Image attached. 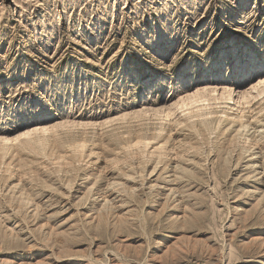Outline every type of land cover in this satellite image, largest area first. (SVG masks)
Masks as SVG:
<instances>
[{"label":"rangeland","instance_id":"1","mask_svg":"<svg viewBox=\"0 0 264 264\" xmlns=\"http://www.w3.org/2000/svg\"><path fill=\"white\" fill-rule=\"evenodd\" d=\"M252 14L264 21V9ZM224 15L217 0H0V138L29 133L8 148L19 154L14 173H0V264H264V197L248 196L258 190L246 181L250 169L231 163L241 148L225 132L224 115L228 93L237 100L239 91L257 95L264 86L256 92L259 78L215 71L244 46L223 28ZM53 82L56 103L34 106L35 94ZM197 89L210 101L197 104L196 119L205 121L190 125L178 105ZM262 96L254 109L263 108ZM170 110L177 113L165 119ZM54 122L60 129H51ZM141 140L166 146L153 178L152 158L138 162L143 157L131 152L138 159L124 162ZM178 167L191 171L182 177ZM132 173L137 181L150 177L149 188L170 186L178 174L177 210V203L163 209L166 192L153 197L143 189L114 199L98 219L107 181L130 188ZM15 185L33 211L10 191ZM90 187L98 194L86 200ZM186 206L192 214L181 221Z\"/></svg>","mask_w":264,"mask_h":264},{"label":"bare ground","instance_id":"2","mask_svg":"<svg viewBox=\"0 0 264 264\" xmlns=\"http://www.w3.org/2000/svg\"><path fill=\"white\" fill-rule=\"evenodd\" d=\"M146 39V36H143V38H142V40H145ZM258 84V85H257ZM256 84V87H254V90L256 91V90H258L259 88V86H264V83H257ZM263 88V87H262ZM253 89V88H252ZM252 89H250L251 91H244V92H238V97H237V100H235L234 99V97H233V94H230V93H228V95H227V97H224V99H225V101H228V102H230V106H228V110L229 111H231L230 113L228 112H224V115H225V117L227 118V120H228V122H227V125H225V126H227V128H226V130H225V132L226 133H231L232 135H233V137H232V141H233V144H234V148H235V145H238L241 149H236V151L238 150V151H240L239 152V155L237 156V162H235V165H234V163L233 162H231V161H233V160H231L230 162L233 164V167H235L234 169H239V167H242L241 165L242 164H244V166H246V167H248L250 170V173H251V177H252V175H253V177L250 179V177L249 176H247V178H246V181H248V180H250V181H248V182H250V183H248V184H251L252 186H255L258 190H256V191H252L251 192V195H248V196H250L251 198L253 197V198H255V196L258 198V197H264V106H263V108H258V109H254L253 108V103H255V101H257L259 98H261V97H263L262 95L264 94V91L263 92H261V93H259V91L261 90V89H259V91L257 92V95H255V93L253 94V92H252ZM198 90V89H197ZM201 90H198L197 91V93H195V95L193 96V94H192V96L190 97V95H188V101L186 102H184L182 99H181V101H183L181 104V106L180 105H178L179 107H180V109H179V111L181 112V113H184V115L183 116H186V118H185V120H190V125H191V123L192 122H194L193 120L194 119H196V117H199L200 116V113L202 112V107H200V106H198L197 104H200V103H205L206 101H208V103H209V99L206 97V96H202V94H199V92H200ZM187 97V96H186ZM186 99V98H185ZM187 100V99H186ZM257 102H259V101H257ZM262 102V101H261ZM260 103V102H259ZM263 104H264V102H262ZM261 104V103H260ZM259 104V105H260ZM262 104V105H263ZM201 105V104H200ZM258 105V104H257ZM208 106H209V104H208ZM248 107V109L249 110H247V107ZM203 108H205V106H203ZM257 108V107H256ZM247 111V112H246ZM185 112H187V114L185 113ZM177 113V112H176ZM175 112L173 113V111L172 110H170V111H168L167 113H165L166 114V117L167 118H165V119H168V120H170V118H168V117H171V119H172V117L174 118V116L173 115H175L176 114ZM179 113V112H178ZM164 114V115H165ZM186 114V115H185ZM157 115H159V114H157ZM202 115V114H201ZM188 116V117H187ZM202 118H199L200 120L201 119H203V117L204 116H201ZM184 118V117H183ZM193 119V120H192ZM198 119V118H197ZM196 119V120H197ZM198 119V120H199ZM181 120V119H180ZM184 120V119H183ZM191 120H192V122H191ZM204 121H205V119H203ZM222 120V119H221ZM187 121V122H188ZM175 123L177 122V120L176 121H174ZM200 122H202V120L200 121ZM209 122V121H208ZM207 121H206V123H208ZM181 123V122H180ZM179 123V124H180ZM185 124V122H182L181 124L182 125H184ZM189 123V122H188ZM203 123V122H202ZM59 124V123H58ZM56 122H54L53 123V125H52V130L54 129V130H56V129H60V127H61V125L59 126ZM177 124H178V122H177ZM178 124V126L175 124V126H177L178 128H182V127H180V125ZM193 124V123H192ZM172 125V124H171ZM186 125V124H185ZM185 125H184V127H185ZM204 126L206 125V124H203ZM63 126V125H62ZM187 127V126H186ZM185 127V128H186ZM185 128H182V129H184L185 130ZM183 130V131H184ZM187 130H188V128H187ZM186 130V131H187ZM182 131V130H181ZM27 134H29L28 133V131H21L18 135H16V136H14V137H1L0 138V173L1 172H3V174L5 173V175H6V173L7 174H13L14 172V169H15V166H16V162L19 160L20 161V159H19V154H18V152L16 151V150H11V149H8V148H10V147H12L14 144H17V145H20V141H21V138H22V136H24V135H27ZM155 140H157V139H155ZM143 140H141V141H139L138 143H136L135 144V146H133V147H135V148H133L132 147V149L134 150L135 149V151H130V150H128V151H125V153H124V162H131V160L130 161H127L126 159H128L129 157H131V155H132V153L131 152H134V154L135 155H139V158H141V157H143V160H138V162H141V161H145V159H144V157H146V161L150 164V162H149V160H151V159H149V160H147L148 158L147 157H150V158H152V160H151V163H153L152 161H154V163L156 164L155 166H154V168H153V170H152V173H151V176H150V174H149V176L151 177V178H153V177H155V176H157V175H154V173L156 172V170H160V166L162 165V164H164L163 162H164V158L166 159V156H167V153H166V146L164 145L163 146V143L161 144V145H157V143H158V141H157V143H152V142H142ZM148 141V140H147ZM231 142V141H230ZM19 143V144H18ZM164 144H166V142L164 143ZM230 144H232V143H230ZM232 144V145H233ZM237 146V147H238ZM230 147H231V145H230ZM230 147H228V148H230ZM238 147V148H239ZM73 148V147H72ZM131 149V148H130ZM131 149V150H132ZM234 151H235V149H234ZM233 152V151H232ZM78 152L76 151V153L74 154V156H76L77 158L79 157V156H81L82 157V160H84V158H85V155H84V153L82 152V154H77ZM236 153V152H235ZM77 154V155H76ZM133 154V155H134ZM228 154V153H227ZM232 154V153H231ZM73 155V154H72ZM132 155V156H133ZM134 155V156H135ZM229 155H230V152H229ZM228 155V156H229ZM235 155V154H234ZM233 155V156H234ZM122 156V155H121ZM134 156H133V158H131V159H133V161H134V159H138V158H134ZM231 156V155H230ZM230 156L229 157H227L228 159L230 158ZM232 156V157H233ZM7 157H9L7 160H6V158ZM18 157V158H17ZM76 157H73V158H75V160L77 159ZM84 157V158H83ZM136 157V156H135ZM231 157V158H232ZM121 158H123V156L121 157ZM178 158V157H177ZM227 158H225V159H227ZM235 158V157H234ZM66 159V158H65ZM67 159H69L68 157H67ZM67 159L65 160V161H67ZM116 159V161H118L117 160V158H115ZM119 159V158H118ZM180 159V158H179ZM179 159H176V158H174V160H176L175 162L176 163H180L179 162ZM228 159H227V161H228ZM233 159V158H232ZM236 159V158H235ZM74 160V159H73ZM72 160V161H73ZM80 160V159H79ZM86 160V159H85ZM129 160V159H128ZM173 160V159H172ZM18 161V162H19ZM70 160H68L67 162H65V163H68ZM71 161V162H72ZM113 161V160H112ZM132 161V162H133ZM185 161H188L189 162V164H191V161H189V160H185ZM225 161V163L226 164H228L227 163V161L226 160H224ZM70 162V163H71ZM76 162H77V160H76ZM174 162V163H175ZM70 163H69V165H70ZM115 163V162H114ZM119 163H121V162H119ZM118 163V164H119ZM231 163H230V165L228 164V166L230 167L231 166ZM72 164V163H71ZM122 164V163H121ZM126 163H124V164H122V165H125ZM131 164H133V163H131ZM75 165V164H74ZM74 165H71L72 167L74 166ZM127 165H129L128 163H127ZM138 165H139V163H138ZM140 165H141V163H140ZM165 165V164H164ZM78 166V165H77ZM75 167V168H78V167ZM113 166H117V164L115 163V165H113ZM132 166V165H131ZM144 166H145V164H144ZM179 166L181 167V165L179 164ZM191 166V165H190ZM119 167V166H118ZM126 167H128V166H126ZM137 167V166H136ZM135 167V168H136ZM141 168H142V166H140ZM162 167V166H161ZM192 167V166H191ZM193 167H194V164H193ZM192 167V168H193ZM71 168V167H70ZM74 167L73 168H71V170H75L76 171V169H75ZM120 168H122V167H120ZM119 168V169H120ZM132 168V167H131ZM130 168V169H131ZM168 168V167H167ZM191 168V169H192ZM79 169V168H78ZM77 169V170H78ZM112 169H113V167H112ZM112 169H109V170H111L112 171ZM115 169V168H114ZM118 169V170H119ZM128 169V168H127ZM126 169V170H127ZM177 169V168H176ZM175 169V170H176ZM187 169V168H186ZM186 169H179V167H178V169H177V172L176 173H178L179 175H182V177L183 176H187V174L189 173V171H191L190 169L189 170H186ZM231 169V168H230ZM118 170H114L113 172L115 173V172H117ZM125 170V171H126ZM133 170V169H132ZM137 170V169H136ZM144 170V169H143ZM141 171L142 173H145V170L144 171ZM161 170H163V169H161ZM165 170V169H164ZM169 170V169H168ZM178 170H179V172H178ZM194 170V169H193ZM241 170H244V169H241ZM121 171H123L122 169H121ZM124 171V172H125ZM128 171H129V169H128ZM134 171V170H133ZM147 171V170H146ZM197 170H195V172H196ZM234 171V170H233ZM232 171V172H233ZM69 172H71V171H69ZM119 172V171H118ZM117 172V175L119 174ZM123 172V173H124ZM127 172V171H126ZM135 172V171H134ZM148 172V171H147ZM139 173V172H138ZM174 173V172H173ZM175 173V174H176ZM193 173H194V171H193ZM2 174V175H3ZM122 174V173H121ZM135 174L137 175V171L135 172ZM140 174V173H139ZM147 174V173H146ZM165 174V173H164ZM177 174V175H178ZM107 175H109V174H107ZM117 175H115V176H117ZM134 174L132 173V175H131V180L133 179V184H134V186L133 187H130V188H123L124 186H123V184H124V182H122V186L123 187H121V182H120V184H119V182H108L107 181V185L103 188V191H102V194H100V196H99V201L102 203V205H103V210L101 209V211H99L98 212V215H97V217H98V219L100 218L101 220L103 219V217H105L104 216V213H105V211H106V209L108 210V209H110V207H111V202L112 201H114V199L116 200V199H118V198H121V197H123L124 196V194H126V193H128L127 195L129 196V193H135V191L137 192L138 190L139 191H142L143 189L144 190H148L149 191V193H148V191L147 192H145V193H148V194H150L151 193V195L152 194H156V196L157 195H160L161 193H162V191H164V192H166L167 194H166V197H165V202L164 203H166V206H165V204H163L164 206H165V208H163L161 205V207L163 208V209H167L166 207H167V203H173V205L175 204V203H177V204H175V209L172 207V211L173 210H177L176 208H178V203L181 201L180 199H179V193L177 194V190H176V188H175V186L177 185V184H175V181H176V179L175 178H177L176 176L177 175H175V178H174V180H172L173 181V184L172 185H170V186H154V187H146V185H147V183H148V181L149 180H151V178L149 177V176H147V177H149V178H147V179H144V181H143V179L141 180V181H137L136 179H134L135 177L133 176ZM173 175V174H172ZM194 175V174H193ZM231 175H232V173H231ZM231 175H230V177H231ZM7 176V175H6ZM5 176V177H6ZM138 176V175H137ZM163 176H165V175H163ZM10 177H14V175H12V176H10ZM112 177V176H111ZM110 177V178H111ZM123 177V176H122ZM133 177V178H132ZM174 177V176H173ZM180 177V176H179ZM15 178V177H14ZM115 178L116 177H114V178H111V179H114L115 180ZM129 178V179H130ZM119 179V178H118ZM117 179V180H118ZM123 179H124V177H123ZM129 179H128V181H129ZM149 179V180H148ZM83 180V179H82ZM106 180H109V179H106ZM113 180V181H114ZM117 180H115V181H117ZM120 180H122V179H120ZM130 180V181H131ZM245 180V179H244ZM110 181V180H109ZM171 180H167V181H165V182H169V183H171L172 182ZM178 181V180H177ZM125 183H126V181H125ZM152 183V182H151ZM19 184V183H18ZM158 184V183H157ZM12 185V184H11ZM125 185V184H124ZM131 185V184H130ZM153 185H156V184H153ZM159 185H160V183H159ZM250 185V186H251ZM126 186V185H125ZM128 186V185H127ZM126 186V187H127ZM10 187V186H9ZM15 187H16V185L15 186H13L12 188H11V192H13V193H17V197H18V195H19V197L17 198L18 200H20V199H24L25 200V197L23 196V194L21 193V192H18L16 189H17V187H16V189H15ZM169 187V188H168ZM100 189V188H99ZM9 190V189H8ZM16 190V191H15ZM251 191V190H250ZM92 192H93V187H90L89 189H88V191H87V193L85 194L86 196H85V199L87 200V197H91V199H93V197L94 196H96L97 194H95V195H93L92 194ZM179 192H180V190H179ZM96 193V192H95ZM138 193V192H137ZM12 194V193H11ZM90 194H92V196L90 195ZM136 194V193H135ZM90 195V196H89ZM163 195V194H162ZM165 195V194H164ZM180 195H182V194H180ZM126 196V195H125ZM132 196V195H131ZM143 196H146V195H144L143 194ZM153 196V195H152ZM238 196V195H237ZM247 196V197H248ZM15 198H16V196H14ZM127 197V196H126ZM150 197V196H149ZM154 197V196H153ZM182 197V196H181ZM249 197V198H250ZM20 198V199H19ZM84 198V197H83ZM82 198V199H83ZM98 198V197H97ZM128 198V197H127ZM130 198V197H129ZM152 198V197H151ZM156 198V197H155ZM158 198V197H157ZM156 198V199H157ZM256 198V199H257ZM130 199H132V198H130ZM163 199V198H162ZM183 199V198H182ZM261 199V198H260ZM86 200H84V202L86 201ZM121 200V199H120ZM26 201V200H25ZM98 200H97V202H99ZM156 201H158V200H156ZM27 202V203H26ZM25 203L26 204H24V208H25V210L28 208V206H29V208L31 209V208H33L34 207V205L32 206V204L30 205L29 204V201H26ZM114 202H117V200L116 201H114ZM162 202V201H161ZM96 203V202H95ZM119 203V202H118ZM158 203V202H157ZM85 204H87V202L85 203ZM89 204V203H88ZM98 204V203H97ZM117 204V203H116ZM170 204V205H171ZM180 204V203H179ZM22 205V204H21ZM83 206H84V203L82 204ZM100 205V204H99ZM115 205V204H114ZM156 205H159V204H156ZM26 206H27V208H26ZM82 206V207H83ZM97 206V205H96ZM172 206V205H171ZM182 206V205H181ZM184 207H185V205H183ZM116 207V206H115ZM160 207V208H161ZM169 207V206H168ZM187 207V209H183V210H179V212H178V216H177V219H179V220H181V221H183V220H186L187 219V221L189 220V218H190V215L192 214V213H189V212H187V210H188V206H186ZM28 208V209H29ZM84 208H85V206H84ZM83 208V209H84ZM92 208V207H91ZM112 208V207H111ZM159 208V209H160ZM182 208V207H181ZM27 209V210H28ZM26 210V211H27ZM36 210V208H34V211ZM88 210V209H87ZM92 210V209H91ZM236 210V209H235ZM31 211H33L32 209L31 210H29V212H31ZM36 211H38V210H36ZM35 211V212H36ZM166 211V210H165ZM165 211H163V212H165ZM170 211V210H169ZM236 211H238V210H236ZM28 212V213H29ZM40 211H38V213H39ZM101 212V213H100ZM109 212V211H108ZM111 212V211H110ZM167 212V211H166ZM28 213H27V215H28ZM33 213V212H32ZM37 213V212H36ZM100 213V214H99ZM30 214V213H29ZM34 214V213H33ZM33 214H30V215H32L33 216V218H34V216L35 215H33ZM87 214V213H86ZM85 214V215H86ZM179 214L181 215V216H179ZM30 215H28V216H30ZM91 215V214H90ZM95 215V214H94ZM95 215V216H96ZM106 215V214H105ZM87 216H89L88 214H87ZM95 216H93V218L92 219H94V217ZM176 216V215H175ZM36 217V216H35ZM102 217V218H101ZM108 217V216H107ZM40 218V217H39ZM87 218V217H86ZM173 218V217H172ZM90 219V218H89ZM91 219V220H92ZM97 219V218H96ZM97 219V220H98ZM174 219V218H173ZM172 219V220H173ZM37 220V219H36ZM104 220V219H103ZM102 220V221H103ZM27 221V220H26ZM86 221V220H85ZM108 221V220H107ZM178 221V220H177ZM29 223H30V221H28ZM90 223H91V221H89ZM96 223H97V221H95ZM26 223V222H25ZM93 223V222H92ZM102 223V222H101ZM107 223V222H106ZM106 223H104L105 225H106ZM109 223V222H108ZM176 223V222H175ZM181 223V222H180ZM28 224V223H27ZM36 224V223H35ZM103 224V223H102ZM112 224V223H111ZM183 224V223H182ZM38 225V224H37ZM36 225V226H37ZM31 226H32V224H31ZM35 226V227H36ZM42 226V225H41ZM114 226V225H113ZM38 227H40V225H38ZM37 227V228H38ZM36 229V228H35ZM41 230V229H40Z\"/></svg>","mask_w":264,"mask_h":264},{"label":"snow or ice","instance_id":"3","mask_svg":"<svg viewBox=\"0 0 264 264\" xmlns=\"http://www.w3.org/2000/svg\"><path fill=\"white\" fill-rule=\"evenodd\" d=\"M217 3L225 12L221 21L223 28L243 37L244 46L225 57L215 71L220 74L227 72L230 77H250L252 80L259 78L261 83H264V21L257 24L260 17L252 14L264 9V0H259V4L256 0H217ZM237 27L246 31L237 32ZM154 31L158 42H165L168 39L163 29ZM174 71L178 73L180 69ZM197 71L207 72L209 69L200 68ZM57 88L55 82L51 86L42 87L35 94L34 106L45 107L48 101L56 103ZM40 92H43V95H40Z\"/></svg>","mask_w":264,"mask_h":264}]
</instances>
